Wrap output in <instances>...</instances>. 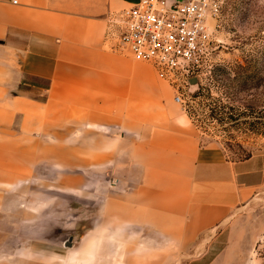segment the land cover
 Instances as JSON below:
<instances>
[{
  "label": "rangeland",
  "instance_id": "rangeland-1",
  "mask_svg": "<svg viewBox=\"0 0 264 264\" xmlns=\"http://www.w3.org/2000/svg\"><path fill=\"white\" fill-rule=\"evenodd\" d=\"M120 9L102 18L97 55H82L96 62L70 56L40 87L14 85L19 71L0 68V172L23 170L0 177V264H263L264 185L212 212L215 229L192 245L109 212L112 198L189 207L197 147L216 143L232 160L264 154V0H221L202 84L184 103L119 44L107 17ZM146 185L150 196H137Z\"/></svg>",
  "mask_w": 264,
  "mask_h": 264
},
{
  "label": "crops",
  "instance_id": "crops-1",
  "mask_svg": "<svg viewBox=\"0 0 264 264\" xmlns=\"http://www.w3.org/2000/svg\"><path fill=\"white\" fill-rule=\"evenodd\" d=\"M136 1L0 0V68L19 71V82L14 85L40 87L46 86L48 80L53 83L59 75L60 63L70 60V56L76 61L96 62L97 56L82 58V55H97L93 48L101 44L102 18L111 10L128 7ZM108 156L102 153V159ZM55 157L63 162V154ZM77 160L67 164L85 162ZM8 172H0V177L13 178L23 170L10 168ZM161 180L158 175L154 181ZM188 185L193 204L180 205L177 212H171L173 207L140 206L135 198L130 203L112 198L109 215L121 222L131 221L136 230L158 231L162 236L172 235L180 245H192L202 230L212 229L209 228L212 212L227 213L232 205L264 185V154L232 160L216 143L197 147ZM135 192L142 197L152 193L148 185Z\"/></svg>",
  "mask_w": 264,
  "mask_h": 264
},
{
  "label": "built area",
  "instance_id": "built-area-1",
  "mask_svg": "<svg viewBox=\"0 0 264 264\" xmlns=\"http://www.w3.org/2000/svg\"><path fill=\"white\" fill-rule=\"evenodd\" d=\"M221 0H137L109 13L107 21L118 31V42L136 62L150 64L165 80L174 100L184 103L195 78L201 85V66L213 50Z\"/></svg>",
  "mask_w": 264,
  "mask_h": 264
},
{
  "label": "water",
  "instance_id": "water-1",
  "mask_svg": "<svg viewBox=\"0 0 264 264\" xmlns=\"http://www.w3.org/2000/svg\"><path fill=\"white\" fill-rule=\"evenodd\" d=\"M195 85H196V79L195 78H193V79H191L190 80V87H195ZM70 240H71V238H70ZM67 245V244H66ZM69 245H70V243H69Z\"/></svg>",
  "mask_w": 264,
  "mask_h": 264
},
{
  "label": "trees",
  "instance_id": "trees-1",
  "mask_svg": "<svg viewBox=\"0 0 264 264\" xmlns=\"http://www.w3.org/2000/svg\"><path fill=\"white\" fill-rule=\"evenodd\" d=\"M263 264H264V262H263Z\"/></svg>",
  "mask_w": 264,
  "mask_h": 264
}]
</instances>
